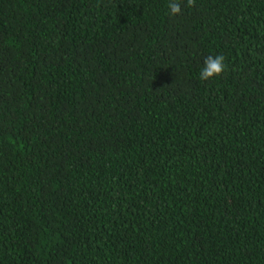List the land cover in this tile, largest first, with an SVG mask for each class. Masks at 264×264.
<instances>
[{"label":"trees","instance_id":"1","mask_svg":"<svg viewBox=\"0 0 264 264\" xmlns=\"http://www.w3.org/2000/svg\"><path fill=\"white\" fill-rule=\"evenodd\" d=\"M168 4L0 0V264H264V0Z\"/></svg>","mask_w":264,"mask_h":264},{"label":"clouds","instance_id":"2","mask_svg":"<svg viewBox=\"0 0 264 264\" xmlns=\"http://www.w3.org/2000/svg\"><path fill=\"white\" fill-rule=\"evenodd\" d=\"M195 0H186V7H193ZM169 14L176 16L182 11L181 0H169L168 4ZM227 69L225 64V57L217 54L215 56L209 55L203 61V67L200 70L199 78L202 81L211 80L214 77H219Z\"/></svg>","mask_w":264,"mask_h":264}]
</instances>
